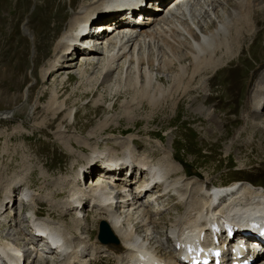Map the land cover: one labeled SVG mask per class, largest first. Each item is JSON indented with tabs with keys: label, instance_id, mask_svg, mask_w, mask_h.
<instances>
[{
	"label": "rangeland",
	"instance_id": "rangeland-1",
	"mask_svg": "<svg viewBox=\"0 0 264 264\" xmlns=\"http://www.w3.org/2000/svg\"><path fill=\"white\" fill-rule=\"evenodd\" d=\"M80 1L0 0V205L9 188L15 186V183H22L24 186L15 190L12 197L27 194L26 190L33 191L29 194L42 198L39 205L47 212V216H42L44 219L55 221L56 224L60 222L65 229L71 228L74 214L71 212L65 216L66 206L63 207L70 194L60 197H54L53 194L67 191L76 182L73 177L79 169L83 170L81 167L92 154L94 147L98 146L101 150L109 148L113 152L118 150L116 139L121 140V137L130 135L134 136H130L131 143H136L139 147L137 151H148L154 153L153 155H159V148L155 147L154 142L163 143L167 152L172 154L173 162L178 163L186 176L190 174L191 178H208L214 186L228 183V174H233L234 169L241 163L249 164V159L253 167H258L264 174V162L257 163V158L262 153L255 146L251 149L236 146L228 155H225L224 150L227 139L242 124V103L249 92V89L246 90V83L248 81V84H253L250 83L253 79L250 78V71L263 58L261 52H264V40L260 38H264L261 36L264 35V21H260L257 28L259 40L246 45L241 56L216 71V76L207 77L205 90L190 92L191 96H181L182 89L176 87L177 77L176 84L171 74L158 72L154 66V62L157 65L162 59L171 60L167 47L166 51H161V47L164 49L166 45L160 42L145 48L142 66H149L151 73L156 74L155 84L146 88L143 87V78L140 77L136 83L135 74L131 77L117 76L109 84L104 83L98 65L88 66L85 75L80 76V58L76 59L71 70L61 67L58 73L49 76L46 71L54 45L66 31ZM251 54L255 61L251 59ZM74 57L76 58L75 55ZM188 59L180 61V64L189 65ZM122 61L113 64L111 77L120 72ZM177 67L178 64L173 62L170 72L176 73ZM231 67L233 68L230 72ZM189 72L190 67L186 69L187 74L184 77L178 76L183 84H189L188 89L196 86L199 80L197 76L187 81ZM247 76L249 80L245 79ZM61 79L64 82L59 86ZM217 83L216 87H212ZM241 87L243 98L238 100ZM54 88L60 92L59 97L52 103L50 100ZM204 99L208 100L207 103ZM61 102L64 104L62 109L72 112L70 125L68 120H63L65 112L56 115L48 110V105L56 106ZM172 103L176 104L174 108ZM199 105L206 109L211 107V111L215 110L216 113H211L218 120H227L228 126L222 129V138L217 136L216 125L213 126L211 121L205 120L203 113L198 114ZM90 132L95 135L88 138ZM81 141L87 145L80 146L78 142ZM255 143H258L257 139ZM161 155L160 153L159 157ZM150 159L155 162L156 158ZM246 159L248 162H243ZM91 167L94 166L87 165L86 170L89 172ZM93 176L95 173L86 176L84 180ZM243 181L255 186L245 178L234 182ZM78 184L81 185L80 182ZM29 203H22L28 207L21 208L19 215L33 212ZM165 203V198H162L160 205ZM9 205L5 204L6 209L2 210L5 211L2 218H8V229L1 235L2 238L9 231L10 221L17 219L19 211L18 203L14 205L16 213L13 208L8 209ZM178 212H183L182 207ZM83 213L87 216V221L81 223L89 226L88 232L92 229L94 237L98 220L94 212L88 210V206ZM97 218L106 221L105 215ZM156 219L158 222L155 228L164 227L157 234L167 232L170 224L164 221V216H157ZM27 223L28 221L23 222L21 226L27 229ZM1 224L0 221V227ZM13 233L8 236L10 241L16 240Z\"/></svg>",
	"mask_w": 264,
	"mask_h": 264
},
{
	"label": "bare ground",
	"instance_id": "bare-ground-1",
	"mask_svg": "<svg viewBox=\"0 0 264 264\" xmlns=\"http://www.w3.org/2000/svg\"><path fill=\"white\" fill-rule=\"evenodd\" d=\"M114 1L117 0L80 1V5L75 9V14L69 20L66 31L61 34L54 45L52 58L49 59L48 69L46 71L49 76L53 73H58V69H61V67H66L71 70L76 59L80 58L83 61H79L78 65L80 76L85 75V69L88 66L93 67L94 65H98L99 68H97L104 83L109 84L117 76L131 77L135 74L136 83L141 77L144 79L143 87L146 88L151 84H155L156 74L151 73L149 66H142L145 59V48L150 44L154 46L155 42H160L166 45L164 49L161 47V51H166L167 47L171 60L162 59L157 65L154 62V66L157 67L156 70L171 74L173 82H176L175 78L177 77L178 84L176 82V87L182 89L180 92L181 96H191L190 92L196 93L202 91V89L205 90L204 84L207 77L215 75L216 71L218 72L223 67L229 65L230 62L238 59L247 43H253L258 39L259 30L257 28L259 22L264 21V0H192L188 6L176 10L169 17L152 14V16H155L152 22L145 23L138 37L131 40L129 44L119 47L111 45L102 49L95 48L86 53L82 52V50L75 46L78 38L76 30L85 27L88 19L93 14L96 13L98 15L105 6ZM146 16L148 18L150 15ZM100 20L104 19L100 18ZM95 27L105 29L106 25L99 24ZM121 32L122 30H117V33ZM103 36L107 37L108 34L103 33ZM261 36L264 37V35ZM80 52L82 54H79ZM76 54H79L78 57L73 59L71 56ZM261 55H263V58H261L262 61L256 63L255 68L250 71V78H253L250 83L253 84H248V81L246 83V90L249 89V92L246 100L244 98L245 102L243 101L244 103H242V124L227 139L224 150L225 155H228L229 151L236 146L246 149H251L255 146V148L261 150L260 153L263 156L260 161L264 162V148H262V144H264V52H261ZM250 57L255 61L252 54ZM186 59L189 60V65H181L180 61ZM89 60H93V62L90 63L88 62ZM120 60H123L120 72H117L116 76L111 77L110 73L114 70L112 68L113 64ZM173 62L178 64L176 73L170 72ZM188 67L191 68V72H189L187 81H191L193 77H199L197 85H194L190 89H188L189 84H183L178 79V76L184 77L187 74L185 72ZM44 75H46L45 72ZM63 80H60L59 86L63 84ZM56 90L57 88L52 91L50 100L52 103L55 101V98L57 99L59 97L58 94L60 91L58 90L59 92H57ZM204 100L207 103L208 100ZM51 105H48V110H51V113L56 115L65 112V119L63 120H68V125H70V118L73 117L71 110L66 111V108L62 109L63 102L57 105L55 104L56 106ZM175 105L172 103V108ZM203 105H199L197 109L198 114L203 113L205 120L211 121L213 126L216 125L217 136L222 138V129L228 126L227 120H218L211 113L215 110L211 111V107L210 109H206ZM88 134V138L95 135L91 132ZM130 136L121 137V140L116 139V148L118 150H113V152L109 151V148L101 150L98 146L94 147L92 154L86 158L88 160H85L86 163L81 167L84 171L79 169L73 177V181L76 180V182L74 184L72 182V186H69L67 191H58L53 194L54 197H60L66 193L70 194V197L63 203V207L66 206L65 216L71 212L78 214L82 213L87 207V201L95 195L96 190H98L97 194L100 195L107 189L104 185L98 187H95V185L98 181L105 182L108 180L102 172L110 168L105 165L104 170L100 169L95 163L91 164L93 161L100 159L105 164L110 161H120L121 164L129 161L134 165L140 163L141 167L147 168L155 166L161 169L163 172V180L159 185L155 186V192H139L135 188L127 194H118L119 200L113 207H98L97 204H99V201L102 199L106 200L105 198L107 197H98L88 207L90 212H94L97 220H99L97 217L105 215L108 223L105 222L110 230L112 228L111 232L117 238L118 244L116 246L101 245L95 239L91 238L90 232L87 231V227L89 226L87 225L86 227L85 223H81L87 221V216L84 213H82L81 219H73L71 221L72 227L68 229H65L63 224H56L42 217L40 221L47 224V226L48 224H52L57 228L61 227L65 239L69 240V250L62 254H56L54 251H50L44 254L41 257L42 259L36 260L32 264H91L92 261H96V257L98 256H101L107 262H111V264H123V262L130 264L131 252L136 250L139 255H142L144 249H148L154 253L163 264H175V256L172 255L170 249L187 247L192 242L202 244L208 239V233L202 227L206 226V224H197L199 220L202 222L217 213L225 216L234 214L237 222H243L246 219L264 215V190H261L264 187L259 188L262 186H253L248 181L232 182L230 186L216 187L208 178H191L182 173L183 170L178 167V163L173 162L172 154L167 152L168 150L163 143L154 142L156 144L155 147L159 148V155L160 153L162 154L159 157L158 154L153 155L154 153L152 152L137 151L139 147L135 145L136 143H131ZM256 139L258 140L257 144L255 143ZM100 140L102 139L100 138ZM98 141L97 139V143ZM78 144L80 146L83 144L82 147L87 145L82 141L80 143L78 142ZM150 158H156L154 159L155 162ZM243 162H248V160L246 159ZM87 165L94 166L89 170L90 173L86 170ZM239 165L241 166L243 164L241 163ZM96 169L102 171H98L96 175L97 182L95 184L92 185V179H89L90 183L88 187H85V181L82 185L78 184L81 181V176L89 175ZM116 170L118 171L119 169L117 168ZM98 174H102V176ZM123 180L124 178L119 179L115 177L111 186L116 189V192L123 189ZM23 186L22 183H15V186L9 188L4 199L1 201L0 219L1 215L5 212L1 213L5 204H10L8 209H14V205L18 203L19 211L17 219L10 221L9 231L3 238L1 235L5 234L8 229V218L6 217V222L4 221L6 218L0 220L3 222L1 224L2 227H6L2 233L0 231V257L8 256L14 247H24L27 242L39 243L43 246L41 239L29 235L28 229L30 223L26 218V214L24 213V216L19 215L20 209L26 208L27 206H23L21 202L27 194H21L17 197L11 196L15 190ZM210 187L220 189L212 195ZM87 189H90V191H87ZM26 191L29 192V190ZM28 195V202L30 201L29 207L33 209L32 213L37 215L44 212L39 205V201L42 198H37L34 194ZM211 197H220V199L227 197V199L224 200L225 203L221 208L215 210L211 207ZM162 198L166 200L164 205H160ZM234 201H239V203L233 205L232 209L231 206L226 207ZM79 205L81 207L77 209ZM171 205H175L174 210L171 208ZM180 207L183 209L182 213L178 212ZM225 207L226 209L223 210ZM36 209L40 212L38 213ZM14 211L16 213V207ZM167 214L168 216H166ZM157 216L168 217L165 222L170 224L167 232L161 235H158L157 231L164 229V227L155 228L158 222V219H156ZM27 221V229H24L21 225ZM74 221H76L75 224L73 223ZM196 226L201 228L197 229ZM12 233L16 236V240L10 241L8 236ZM215 234H217V231H215ZM37 254L41 256L40 253ZM11 256L9 255L8 257ZM138 259L142 262L140 257ZM254 264H264V258L258 259Z\"/></svg>",
	"mask_w": 264,
	"mask_h": 264
},
{
	"label": "water",
	"instance_id": "water-1",
	"mask_svg": "<svg viewBox=\"0 0 264 264\" xmlns=\"http://www.w3.org/2000/svg\"><path fill=\"white\" fill-rule=\"evenodd\" d=\"M105 226L103 223L100 224V233L102 234L101 228ZM103 234H105V236H108V233L106 231L103 232Z\"/></svg>",
	"mask_w": 264,
	"mask_h": 264
}]
</instances>
